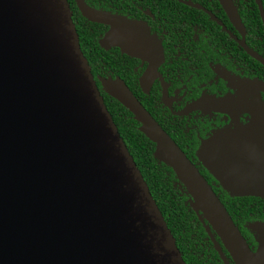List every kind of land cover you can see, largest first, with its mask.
<instances>
[{
	"label": "water",
	"instance_id": "1",
	"mask_svg": "<svg viewBox=\"0 0 264 264\" xmlns=\"http://www.w3.org/2000/svg\"><path fill=\"white\" fill-rule=\"evenodd\" d=\"M221 2L241 28L232 1ZM77 4L83 17L109 27L102 47L160 56L146 24ZM102 84L235 262L264 264V239L250 249L207 180L124 81ZM250 89L251 101L219 104L243 105L252 120L205 142L199 157L230 194L264 199V83ZM0 264H187L97 86L68 0H0Z\"/></svg>",
	"mask_w": 264,
	"mask_h": 264
},
{
	"label": "flooded vegetation",
	"instance_id": "2",
	"mask_svg": "<svg viewBox=\"0 0 264 264\" xmlns=\"http://www.w3.org/2000/svg\"><path fill=\"white\" fill-rule=\"evenodd\" d=\"M231 1L242 22L241 28L233 24L221 0H111L110 5L105 7L103 2L84 0L98 11L146 24L157 40L158 47L154 52L160 54L150 61L151 58L130 56L118 46L102 47L100 42L109 27L90 22L81 14L77 0H74L75 5L68 0L73 18H76V9L81 15V20L76 21L81 32L98 37L101 51L96 53L111 57L110 62L101 60V65H90L104 100L106 97L113 98L105 91L102 80H123L207 180L250 249L257 252L264 239V202L258 205L254 201L245 208L239 200L264 199L231 197L199 157L205 142L235 131L253 118L243 105L219 103L233 99L251 101L250 84L264 83V65L256 56L264 59V34L260 30L253 31L248 22L249 12L258 9L264 25L261 7L257 0ZM260 2L264 10L263 1ZM84 43L85 50L90 57L93 56L90 40L85 39ZM108 63L111 65L107 66ZM150 70H156L155 75H149ZM144 77L145 81H142ZM260 94L264 101V91L261 90ZM174 177L172 182L180 190L179 196L191 207L197 227L203 229L192 234L193 247L192 243L186 244L187 248H194L192 253L183 251L179 243L182 236L173 234L183 258L184 254H192L205 258L206 264H237L205 215L194 209L195 199L189 189L175 173ZM228 198L236 199L238 210L231 208L230 213Z\"/></svg>",
	"mask_w": 264,
	"mask_h": 264
},
{
	"label": "trees",
	"instance_id": "3",
	"mask_svg": "<svg viewBox=\"0 0 264 264\" xmlns=\"http://www.w3.org/2000/svg\"><path fill=\"white\" fill-rule=\"evenodd\" d=\"M72 4L75 5L74 0H69ZM95 1V0H91ZM103 2L105 5H110L111 0H96ZM122 1V0H119ZM253 1V0H252ZM263 4H264V0ZM76 7V6H75ZM77 8V7H76ZM94 9V8H93ZM106 9H108L106 7ZM96 10V9H95ZM255 11L249 12L248 22L253 31L260 30L259 32L264 34V25L259 16L258 9ZM77 14L76 18L74 16L75 25L80 37L81 48L88 59L90 65L99 64L101 65V60L108 62L111 57L108 54L105 56L99 55L96 52L101 51L98 45V37H91L87 33L83 34L80 30V24H77V20H81V15L76 9ZM85 39L90 40L91 47L93 50H90L93 56L90 57L89 53L85 50ZM96 53V54H95ZM110 62V61H109ZM111 64L108 63L107 66ZM106 105L113 116V119L119 129V132L124 139L131 155L134 157V160L141 171L145 181L147 182L151 193L154 199L157 202L169 228L172 230L174 235L182 236L181 248L183 251L187 250L192 253L191 249L187 248L186 244L192 243L191 239L192 234H197L203 231L202 227H197V221L195 220V215L190 209L191 207L185 204V200L181 199L179 196L180 190L175 188L173 185L174 173L170 167L161 164L156 160L155 153V144L152 143L143 133L140 132L138 127L140 124L134 119L133 114L126 109L118 101L111 99L109 97L105 98ZM228 193V192H227ZM231 197L232 194L230 195ZM229 203L227 205L228 210L231 213V208L233 210H238V204L236 199L228 198ZM243 203L244 207H248V203H253L257 201L258 205L264 202L261 199H241L239 200ZM184 259L187 264H206L205 258L194 257L192 254H184ZM209 264V263H207Z\"/></svg>",
	"mask_w": 264,
	"mask_h": 264
}]
</instances>
